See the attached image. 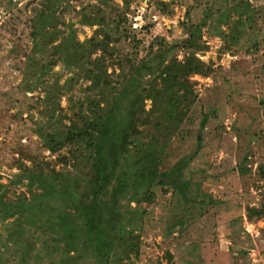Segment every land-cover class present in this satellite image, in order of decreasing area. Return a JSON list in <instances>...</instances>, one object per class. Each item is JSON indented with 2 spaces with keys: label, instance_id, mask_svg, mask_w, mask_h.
Instances as JSON below:
<instances>
[{
  "label": "trees",
  "instance_id": "trees-1",
  "mask_svg": "<svg viewBox=\"0 0 264 264\" xmlns=\"http://www.w3.org/2000/svg\"><path fill=\"white\" fill-rule=\"evenodd\" d=\"M69 6V0L39 1L23 68V93L42 90L33 131L62 167L28 154L30 164L18 159V172L7 183L0 174V257L8 252L14 264H137L159 190L171 188L186 202L180 221L208 204L183 178L194 155L172 167L165 163L172 139L186 126L202 130L213 114H194L199 96L193 77L215 71L198 55L208 48L204 28L227 49L242 48L257 7L251 0H196L182 22L186 37L170 43L156 36L137 59L113 45L123 23L121 12L112 13L114 0L79 11V23L97 26L83 40L63 15ZM197 10L201 16L194 20ZM57 65L61 71L54 70ZM64 71L70 75L61 82ZM19 185L27 186L28 199L24 192L10 194ZM247 211L249 220L260 218L264 204Z\"/></svg>",
  "mask_w": 264,
  "mask_h": 264
},
{
  "label": "rangeland",
  "instance_id": "rangeland-1",
  "mask_svg": "<svg viewBox=\"0 0 264 264\" xmlns=\"http://www.w3.org/2000/svg\"><path fill=\"white\" fill-rule=\"evenodd\" d=\"M39 1L0 0V174L4 183L18 172V159L30 164L28 154L50 167H62L58 154L43 149L41 138L33 131L39 117L36 99L42 90L23 93L25 53L32 44L31 21ZM114 1L117 10L112 13L121 12L123 23L121 39L113 45L137 59L147 53L156 36L170 43L186 37L182 22L189 5L196 4V0ZM161 1L169 4H158ZM96 2L69 0V11L63 13L75 22L81 40L92 36L97 26L79 23V11ZM251 2L258 13L243 37L242 48L227 49L221 38L204 28L208 48L198 55L212 63L215 71L193 77L199 96L194 114L199 118L208 109L213 114L202 130L198 124L181 130L165 158L166 166L172 167L188 154L195 156L183 178L191 180L192 193L198 190L208 204L202 213L180 221L186 202L171 188L159 190L141 233L143 252L137 264H264V216L249 220L247 211L249 206L264 204V0ZM195 12L194 20H198L200 10ZM254 42L257 49H252ZM183 55L180 52L179 58ZM54 70L61 71L62 65ZM68 75L64 71L61 82ZM61 103L66 110L67 96ZM150 106L148 101L147 109ZM61 153L68 151L62 149ZM14 190L29 198L26 185L11 188L13 196ZM166 245L173 254L171 262ZM11 257L5 253L0 264L4 260L14 264Z\"/></svg>",
  "mask_w": 264,
  "mask_h": 264
}]
</instances>
